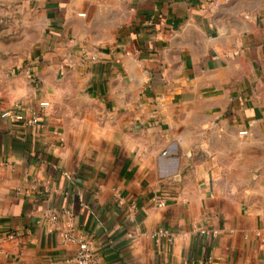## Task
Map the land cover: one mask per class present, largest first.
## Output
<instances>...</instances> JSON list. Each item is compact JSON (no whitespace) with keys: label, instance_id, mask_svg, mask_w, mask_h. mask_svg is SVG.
<instances>
[{"label":"crops","instance_id":"1","mask_svg":"<svg viewBox=\"0 0 264 264\" xmlns=\"http://www.w3.org/2000/svg\"><path fill=\"white\" fill-rule=\"evenodd\" d=\"M7 1L0 264H264V0Z\"/></svg>","mask_w":264,"mask_h":264},{"label":"rangeland","instance_id":"2","mask_svg":"<svg viewBox=\"0 0 264 264\" xmlns=\"http://www.w3.org/2000/svg\"><path fill=\"white\" fill-rule=\"evenodd\" d=\"M15 5L16 3H10L7 0H0V41L6 47L8 57H11L10 60L22 57L27 51L29 53L32 49L30 46L32 44V39L36 48L34 50L38 52V47L43 40L40 31L36 30V26L35 31L29 32V37L27 38L25 31L26 16L22 13H17L15 11L16 8H14ZM34 18L36 23L37 17L35 16ZM255 96L256 97H253L252 99L254 105L257 104L264 107V91L256 92ZM260 119H262L261 131L264 132V110L260 113Z\"/></svg>","mask_w":264,"mask_h":264},{"label":"built area","instance_id":"3","mask_svg":"<svg viewBox=\"0 0 264 264\" xmlns=\"http://www.w3.org/2000/svg\"><path fill=\"white\" fill-rule=\"evenodd\" d=\"M41 106H45V103H42ZM0 118L2 119H16L20 120L21 117L17 116L10 111H4L0 114ZM27 122L29 124L35 125L38 123V119L35 115L30 117ZM245 131L240 132L241 135L245 134ZM57 214L55 212L51 213L49 215V219L51 222H54L57 220ZM60 237L65 242L76 244L77 245V251L75 252L74 256L72 257L71 261L73 264H98L97 257H95L93 253L92 244L90 241L78 238L73 235L71 229L69 227H66L65 229L60 231ZM153 240H158L159 238H168V235L165 233V231L157 230L153 232L150 236Z\"/></svg>","mask_w":264,"mask_h":264}]
</instances>
